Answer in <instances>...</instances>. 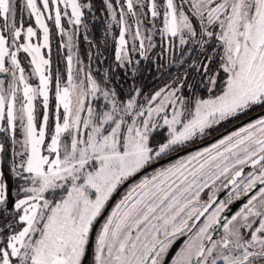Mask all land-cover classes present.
<instances>
[{
  "label": "snow or ice",
  "instance_id": "6c2138e0",
  "mask_svg": "<svg viewBox=\"0 0 264 264\" xmlns=\"http://www.w3.org/2000/svg\"><path fill=\"white\" fill-rule=\"evenodd\" d=\"M103 5L133 76L154 35L163 51L178 39L162 86L121 92L83 64L91 3L0 0V264H264V0ZM226 122L239 127L157 166Z\"/></svg>",
  "mask_w": 264,
  "mask_h": 264
},
{
  "label": "rangeland",
  "instance_id": "374dc122",
  "mask_svg": "<svg viewBox=\"0 0 264 264\" xmlns=\"http://www.w3.org/2000/svg\"><path fill=\"white\" fill-rule=\"evenodd\" d=\"M113 3H115V0H113ZM24 21H25V24L27 26V23H29V21H28V18H27L26 14L24 16ZM31 23H33V25H34V21H32ZM91 23L92 22H89L87 25L91 26L90 25ZM106 28H107V24H105V30L100 31L101 32V36H99V39L97 41H94L93 38H89L88 39V40L92 41L91 45L88 43V40H84L86 42H85V44H83V47H84V50H85V54L87 56V60H86V62H83V64L86 67L90 66L91 68H96L97 69V66L94 64V63H96V59L98 57H101L100 63L104 62L105 57H103L104 55L102 53L105 50L107 51V49L110 50V48H112L113 44L115 43L114 38L116 37V35H117V37L119 35L118 28L116 26H113V28L111 29L110 33H108V34H106ZM85 30L86 29L84 28L83 29V31H84L83 35L84 36L87 34L85 32ZM156 35L159 36V34H156ZM54 37H57V39H58L57 46L59 48V49L56 50V55L55 56L59 57V55H60V57H62V59H64V61H65L63 63L64 74L63 73H61V74H62V76H64L66 78V59H65V56H66V53H67V49H64L63 51L60 49L59 45L61 43V38H60V36L58 34L55 33V30L53 29L52 39ZM52 39H51V51H52ZM158 40L163 41L164 44H166V45L152 48L151 51L148 53V58L147 59H140V62H139V64L140 63H144V65H147L148 63L152 62L155 65H157L155 67V69H157L159 72L157 73V78L156 79H158L159 76L163 75V73L167 72L169 68L173 69V74H175L177 72V67L174 64L170 65L169 64V60L172 59L173 57H175L176 59H179L180 55H181L180 50H179V41H178V39L174 40V43H175V45L177 47L175 48V50H172V51H163V49L168 48L167 41L163 40L160 36H159ZM75 43H76V40H75ZM74 51H76V48L74 49ZM76 52L78 54V51H76ZM21 55L23 56V54H21ZM192 55H193V57H195V53H193ZM78 56L80 58V55H78ZM90 56H91V59H89ZM135 59H139V57L135 56L134 60ZM107 60L110 61L111 57H108ZM51 62H52V71H53V74H55L56 71L53 68L52 55H51ZM24 66L26 68L28 67L27 64H25ZM184 67H187V65H185ZM137 68H138V66H137ZM98 69H99L100 72H104L105 70L110 71L112 73V75H113V81H112L113 86L116 87L117 89H120L122 92H126L129 88L133 87V85H129V86L126 87V85H122L121 84V82H120L121 78L120 77H123V79H125V80H126V78L132 80L134 76L132 75V69L131 68H123L122 69V68H119L117 66V63H116V60H115V54H114V57H113V64H112L111 69H108V67H105V68H103V67L99 68L98 67ZM183 70H184L183 67L179 69V71H181V72H183ZM189 71H190V73H192L194 75V69H189ZM137 74H138V72L136 71V75ZM169 79H170V76L167 78V80H169ZM32 82L33 83H37L38 81H32ZM160 85H161V83L159 84V87H160ZM50 96H51L50 103L54 106V93L50 94ZM210 131H211V133L214 132L213 130H210ZM3 136H4V134L0 133V142H2ZM163 138L164 137H160L161 140ZM203 139H205V137L197 139L195 143H198V142L202 141ZM195 143H192L191 145H193ZM191 145H189V146H191ZM189 146H186V147H189ZM207 146H209V145H206L204 147H207ZM186 147H184V148H186ZM204 147H201L199 149H202ZM199 149H197V150H199ZM197 150H195V151H197ZM195 151H192V152L190 151L191 153L181 155L180 157L177 156L173 161H169V162L165 163L164 165H160V166H166L168 163L175 162L177 159H179L181 157H185V156H187L189 154L195 153ZM10 153H11V149L9 148V155H10ZM123 190H121V192H123ZM119 198H120V194L117 195V197L111 203V205L115 204V202ZM109 211H110V207L108 208V211L105 213V215H107V213Z\"/></svg>",
  "mask_w": 264,
  "mask_h": 264
},
{
  "label": "trees",
  "instance_id": "16d2710c",
  "mask_svg": "<svg viewBox=\"0 0 264 264\" xmlns=\"http://www.w3.org/2000/svg\"><path fill=\"white\" fill-rule=\"evenodd\" d=\"M82 2L85 3H91L93 6V12L88 13L86 10V15H85V24L87 25L89 22H92L90 25H87V29L85 32L87 33V37L93 38L94 41H97L99 39V36H101V32L105 30V24L107 20V15H106V10L104 9L103 5V0H82ZM95 20V21H94ZM65 25H67V22H64ZM89 27V28H88ZM84 27H81L79 34L75 37L76 40V51H78V55H80V59L82 62H86L87 56L85 54V50L83 47V44H85L86 41H84ZM101 29V30H100ZM71 31V29H69ZM117 37V35H116ZM57 37H54L52 39V59H53V68L55 71L59 70L60 73L64 74V67L63 63L65 62L62 57H56V50L59 49L57 46ZM115 43L113 44L112 48L110 50L107 49L105 50L102 54L105 57L104 62L100 63L101 57H98L96 59V63H94L97 66L96 68H91L93 73L97 76H100L103 74V72H100L98 67H108V69H111L112 64H113V57L115 54ZM111 57V60L108 61L107 58ZM157 65L154 63L150 62L147 65H144V63H140L137 68L138 74L133 77L132 80L130 79H123L121 78V84L122 85H133L135 87H141L145 92H151L154 89L159 87V84L161 83L160 86H162L166 81L167 78L169 77V73L173 74V69L169 68L167 72L163 73V75L159 76L157 78V73L159 72L157 69H155ZM159 66V65H158ZM120 90V89H118ZM121 91V90H120ZM122 92V91H121Z\"/></svg>",
  "mask_w": 264,
  "mask_h": 264
},
{
  "label": "flooded vegetation",
  "instance_id": "af4514ba",
  "mask_svg": "<svg viewBox=\"0 0 264 264\" xmlns=\"http://www.w3.org/2000/svg\"><path fill=\"white\" fill-rule=\"evenodd\" d=\"M148 27L150 28L151 25H148ZM158 38H159L158 35H154V37H153V43L155 44V47L165 46L166 44H164L163 41L158 40ZM243 122L246 123L247 120L245 119ZM236 127H239V124H228L226 122L225 123V127L219 128V131L213 130L214 132L211 133V135L206 136L205 139H203L202 141H200L198 143H195V144H193V145H191L189 147L184 148L182 151H179L180 153L177 152V153L172 154L171 156H169V157L165 158L164 160H162L160 162V165H164L165 163H167L169 161H173L177 156L180 157L181 155L191 153L192 151H195V150H197V149H199L201 147H204L206 145H210V144L214 143L216 140H218L222 135H226V133L233 131ZM160 165H157V166H160ZM149 171H151V169H149ZM121 190H123V188ZM117 195L109 202L110 205L115 200V198L117 197Z\"/></svg>",
  "mask_w": 264,
  "mask_h": 264
},
{
  "label": "water",
  "instance_id": "95a60500",
  "mask_svg": "<svg viewBox=\"0 0 264 264\" xmlns=\"http://www.w3.org/2000/svg\"><path fill=\"white\" fill-rule=\"evenodd\" d=\"M109 205H110V203H109ZM108 210V208L105 210V212Z\"/></svg>",
  "mask_w": 264,
  "mask_h": 264
}]
</instances>
